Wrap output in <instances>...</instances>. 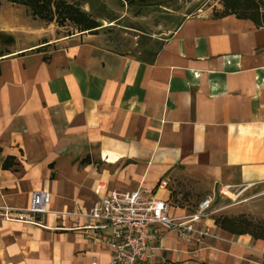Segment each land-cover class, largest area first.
I'll list each match as a JSON object with an SVG mask.
<instances>
[{
    "label": "crops",
    "instance_id": "0c3cea01",
    "mask_svg": "<svg viewBox=\"0 0 264 264\" xmlns=\"http://www.w3.org/2000/svg\"><path fill=\"white\" fill-rule=\"evenodd\" d=\"M87 34L0 54V207L50 195L42 226L0 220V264H111L84 217L99 183L161 199L174 218L214 198L213 237L151 227L148 264H264V240L214 222L222 186L264 195V28L196 12L150 59Z\"/></svg>",
    "mask_w": 264,
    "mask_h": 264
},
{
    "label": "rangeland",
    "instance_id": "374dc122",
    "mask_svg": "<svg viewBox=\"0 0 264 264\" xmlns=\"http://www.w3.org/2000/svg\"><path fill=\"white\" fill-rule=\"evenodd\" d=\"M77 6L100 24L96 41L99 45L121 53L147 58L160 46V39L181 20L196 12L222 10L223 0H64ZM80 33L71 23L54 20L47 24L32 16L24 6L0 2V54L44 41ZM90 34V33H89ZM235 193V192H234ZM235 193L234 195H236ZM227 209L218 213L227 217L243 216L251 223L264 225V195L251 198L222 199Z\"/></svg>",
    "mask_w": 264,
    "mask_h": 264
},
{
    "label": "built area",
    "instance_id": "2783aa9c",
    "mask_svg": "<svg viewBox=\"0 0 264 264\" xmlns=\"http://www.w3.org/2000/svg\"><path fill=\"white\" fill-rule=\"evenodd\" d=\"M229 193L235 194L229 186H222L217 192L222 199L230 198ZM94 194L97 200L84 217L87 228L106 234V244L112 251L111 264H148L151 254L147 232L151 227L171 230L184 242L196 245L206 237H213L212 228L204 223L205 218L218 211H211L212 197L200 202L194 213L174 218L169 215L167 203L138 191L108 192L105 184L99 183ZM49 202L47 192H33L24 210L0 207V220L42 226Z\"/></svg>",
    "mask_w": 264,
    "mask_h": 264
},
{
    "label": "trees",
    "instance_id": "16d2710c",
    "mask_svg": "<svg viewBox=\"0 0 264 264\" xmlns=\"http://www.w3.org/2000/svg\"><path fill=\"white\" fill-rule=\"evenodd\" d=\"M11 4L27 7L32 16L47 24L55 19L60 23H71L79 29V32L97 34L100 24L82 12L77 6L66 4L64 0H0ZM229 15L237 19L249 20L255 26L264 28V0H223L222 10L215 11V18ZM151 53L147 58H152ZM215 225L233 235H250L253 239L264 240V225L253 224L243 216L227 217L219 215L214 219Z\"/></svg>",
    "mask_w": 264,
    "mask_h": 264
},
{
    "label": "bare ground",
    "instance_id": "6f19581e",
    "mask_svg": "<svg viewBox=\"0 0 264 264\" xmlns=\"http://www.w3.org/2000/svg\"><path fill=\"white\" fill-rule=\"evenodd\" d=\"M230 198L234 199L235 198V195L233 193H229L228 194Z\"/></svg>",
    "mask_w": 264,
    "mask_h": 264
}]
</instances>
